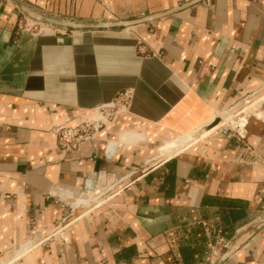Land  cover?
<instances>
[{
  "label": "crops",
  "instance_id": "1",
  "mask_svg": "<svg viewBox=\"0 0 264 264\" xmlns=\"http://www.w3.org/2000/svg\"><path fill=\"white\" fill-rule=\"evenodd\" d=\"M22 1L70 27L19 30L0 0V259L31 239L12 264H264V103L243 140L198 135L264 95V0ZM125 90L96 139L60 147L56 126Z\"/></svg>",
  "mask_w": 264,
  "mask_h": 264
},
{
  "label": "built area",
  "instance_id": "2",
  "mask_svg": "<svg viewBox=\"0 0 264 264\" xmlns=\"http://www.w3.org/2000/svg\"><path fill=\"white\" fill-rule=\"evenodd\" d=\"M20 18L18 23V29L22 31H30L33 27L37 28V24L29 23L27 19ZM43 29L41 28L38 31H33L34 33H43ZM132 97V93L129 90H125L120 92L114 100L107 104L103 105L99 108H96L91 113H85L83 115V120L78 124H61L55 127V133L57 135V141L60 147L66 150H75L78 149L82 144L92 141L97 138L98 133L105 126L111 124L117 115L112 117L109 113V108L117 107L118 109H124L128 107L130 103V99ZM234 121L231 122L230 125L221 126L224 132H230V136H233L239 140H243L247 135V125L249 122V115L246 112H239L234 116ZM93 183L91 180L86 181V187L84 190V195L86 198L93 197L92 195ZM264 225V215L254 223V226ZM227 243H224L223 246L227 247ZM221 249H216L213 247V253L216 259H223L224 257H220ZM217 261V260H216ZM215 261V262H216ZM214 262V264H215ZM242 264V263H238Z\"/></svg>",
  "mask_w": 264,
  "mask_h": 264
},
{
  "label": "rangeland",
  "instance_id": "3",
  "mask_svg": "<svg viewBox=\"0 0 264 264\" xmlns=\"http://www.w3.org/2000/svg\"><path fill=\"white\" fill-rule=\"evenodd\" d=\"M3 1H5V3H10V5H14L16 7V9H18L20 11L18 23L20 21V18L26 17V18H24V20L27 19L29 21V23L37 24V28L33 27L30 30L31 32L38 31L41 28L43 29L42 30L43 32H50V31L56 30L57 28L64 30L66 27H70L69 24L64 23V20H70V18H67V17H65L61 14H57V13H55V14L51 13L49 15H46L43 10L37 9L36 7L31 6V5H27V2L25 0H24L25 1L24 4L29 8V10L35 12L36 14L42 15L43 19H39L36 16L29 14L27 11L20 8V6L17 5V3L14 0H3ZM72 21H74V20H72ZM18 23H17V26H18ZM77 23H79V22H77ZM256 100L257 99H254L253 102H255ZM251 104L252 103L249 102V105H248L249 108L254 109L255 104H253V105H251ZM108 111L112 115V117H114L115 115H117V117H118L125 110L124 109L123 110L118 109L117 107H112V108H109ZM219 114H221V113L219 112ZM223 244H224L223 241H218L213 245V247L215 246L216 249L222 248L221 253H220L221 254L220 257H224V256L226 257L228 254V251L230 250L229 245H227V247H226V246H223Z\"/></svg>",
  "mask_w": 264,
  "mask_h": 264
},
{
  "label": "bare ground",
  "instance_id": "4",
  "mask_svg": "<svg viewBox=\"0 0 264 264\" xmlns=\"http://www.w3.org/2000/svg\"><path fill=\"white\" fill-rule=\"evenodd\" d=\"M259 103V104H258ZM264 103V95H262L260 97V101L259 102H252L251 105L255 104V108L254 109H249V106H244V107H241V108H237V107H233L231 110H225L223 112H221V114H219L220 116H223V119L221 120L220 123H218V125L216 124L215 126L212 127V129H210V132L213 131L217 126L218 128L223 126V125H230L232 121H234V116L239 113V112H246L249 116L251 114H255L261 109L260 106ZM253 110V111H251ZM228 111V112H227ZM225 112V114H224ZM219 116V117H220ZM192 134V133H191ZM129 135V134H128ZM136 135L138 136H142L141 133H137ZM144 136V135H143ZM137 139V138H136ZM131 140V139H130ZM175 141V140H174ZM176 142V141H175ZM174 144V143H173ZM172 146V145H170ZM174 146V145H173ZM176 146V144H175ZM75 203V202H74ZM75 206V204H74ZM34 243L31 239L27 240L26 242H24L21 246H19L16 251H15V254L8 257V259L6 261H1L2 264H12L14 263V261L19 258L21 255L23 254H26L27 252H29L34 246Z\"/></svg>",
  "mask_w": 264,
  "mask_h": 264
},
{
  "label": "water",
  "instance_id": "5",
  "mask_svg": "<svg viewBox=\"0 0 264 264\" xmlns=\"http://www.w3.org/2000/svg\"><path fill=\"white\" fill-rule=\"evenodd\" d=\"M16 3H17V5H19L20 6V8H22L23 10H25V11H27L29 14H31V15H33V16H36L37 18H39V19H43L42 18V15H39V14H36L35 12H33V11H31V10H29V8L24 4V2L22 1V0H14ZM84 26H86L85 24H78V25H73V27H84ZM232 108H230V109H227L228 111L229 110H231ZM227 111V112H228ZM226 112V111H225ZM225 112H224V114H225ZM220 115L217 113L214 117H213V120L210 122V123H207L205 126H203V127H201V128H199V131H198V135H200V134H202V132H203V130H208V129H210V128H212L213 126H215L216 124H218V123H220L221 122V120L223 119V116H220ZM99 200V197H93V199H92V201L93 202H96L97 203V201ZM66 220V218H64V221ZM8 259V257H6V258H1L0 259V264H2L1 263V261H6Z\"/></svg>",
  "mask_w": 264,
  "mask_h": 264
},
{
  "label": "trees",
  "instance_id": "6",
  "mask_svg": "<svg viewBox=\"0 0 264 264\" xmlns=\"http://www.w3.org/2000/svg\"><path fill=\"white\" fill-rule=\"evenodd\" d=\"M224 242V241H223Z\"/></svg>",
  "mask_w": 264,
  "mask_h": 264
}]
</instances>
